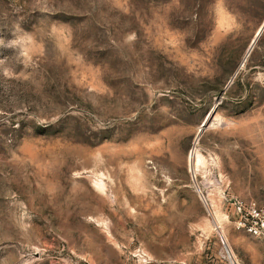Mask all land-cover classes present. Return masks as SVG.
I'll use <instances>...</instances> for the list:
<instances>
[{"label": "rangeland", "instance_id": "374dc122", "mask_svg": "<svg viewBox=\"0 0 264 264\" xmlns=\"http://www.w3.org/2000/svg\"><path fill=\"white\" fill-rule=\"evenodd\" d=\"M262 26L264 0H0V264H263L228 206L264 202Z\"/></svg>", "mask_w": 264, "mask_h": 264}, {"label": "built area", "instance_id": "2783aa9c", "mask_svg": "<svg viewBox=\"0 0 264 264\" xmlns=\"http://www.w3.org/2000/svg\"><path fill=\"white\" fill-rule=\"evenodd\" d=\"M228 206L234 227L264 242V202L232 197L228 199Z\"/></svg>", "mask_w": 264, "mask_h": 264}, {"label": "bare ground", "instance_id": "6f19581e", "mask_svg": "<svg viewBox=\"0 0 264 264\" xmlns=\"http://www.w3.org/2000/svg\"><path fill=\"white\" fill-rule=\"evenodd\" d=\"M263 29H264V26H262L261 28H259L258 32H257V36L255 37L254 41H253V44H251L248 52H247V55L249 54V52H251L253 46L255 45V42L258 40V38L260 37V35L262 34L263 32ZM246 55V56H247ZM217 119V118H215ZM218 121H220V117H218ZM215 124V122H214ZM213 124V125H214ZM205 129V125L202 126L201 130H200V133H199V136L197 137L191 151H190V155H189V167L190 169L192 170V172L194 174H197L198 172H203L204 174H206L208 172V166H209V163L212 161V158L211 157H207V158H204L200 155V147L198 146V143H197V140L198 138L200 137L201 135V132H203V130ZM100 186V185H99ZM198 188V187H197ZM104 189V188H102ZM199 191V189H198ZM200 195H201V192L199 191ZM209 198V197H208ZM206 196L204 197V200L206 203L209 202V199H208ZM205 203V204H206ZM215 204V203H214ZM213 204V205H214ZM215 206V205H214ZM208 207V206H207ZM213 213V212H212ZM225 218L224 216L221 214V212L218 210V209H215L214 210V227H216L220 233L223 235V232L227 235V239L229 240V236L227 234V231L226 229L224 228V225H223V222H224ZM224 239H226L224 236H223ZM226 241V240H225ZM225 252L228 254V256L230 257V260L236 264V260L234 258V254L233 252L230 250V247L229 245L226 244V248H225Z\"/></svg>", "mask_w": 264, "mask_h": 264}]
</instances>
